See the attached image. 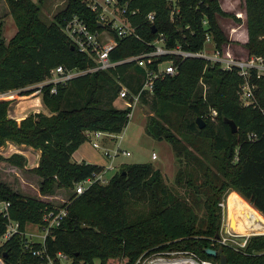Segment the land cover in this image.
Wrapping results in <instances>:
<instances>
[{
    "label": "trees",
    "instance_id": "obj_1",
    "mask_svg": "<svg viewBox=\"0 0 264 264\" xmlns=\"http://www.w3.org/2000/svg\"><path fill=\"white\" fill-rule=\"evenodd\" d=\"M119 1L137 9L129 18L141 38L116 37L113 60L148 52L152 49L148 42L160 33L168 47L181 45L188 51H200L207 33L218 48L231 42L219 16L233 14L219 0ZM6 2L17 31L6 41L0 23V94L19 89L21 95H28L33 92L29 86L49 79L59 65L79 70L95 66L77 47L72 48L63 31L75 15L91 30H102L88 0H67L52 21L42 17L45 0ZM244 7L248 30L244 45L250 55L264 54V0H244ZM167 59H174L178 72L158 78L153 93L145 92L140 101L151 112L147 133L172 145L180 164L174 182L184 194L170 187L162 171L150 162L123 163L108 183H94L80 194L74 191L62 206L24 195L0 181V206L9 202L8 216L0 210V257L6 264H50L49 258L61 264L58 252L69 257L67 264H136L140 257L163 251H192L214 264H220L222 255L229 264H264V235L252 236L244 251L218 242L223 218L220 203L228 190L242 196L231 192L228 198L230 214L238 216L228 214L233 229L264 231V76L257 80L258 105L244 106L238 94L243 78L236 70H224L220 63L201 57L169 54L158 58ZM118 75L138 92L143 71L127 62L57 83L56 93L51 91L54 83L44 84L42 101L51 114L30 113L18 121L9 116L12 100L0 99V147L13 141L41 151L38 165L29 169L41 177L40 194L51 195L58 188L74 190L78 182L101 169L99 164L73 160V154L87 141L86 131L119 134L127 127L132 109L114 104ZM30 98L18 110L40 104L39 99ZM211 110L216 111L214 120ZM198 117L205 120L204 128L198 126ZM225 118L236 123L235 133ZM0 160L21 169L27 163L19 153L0 155ZM134 204L146 209L134 212ZM62 207L68 214L44 243L27 238L28 223L45 226L44 213ZM11 220L19 223V231L3 240ZM207 248L220 253L209 256Z\"/></svg>",
    "mask_w": 264,
    "mask_h": 264
},
{
    "label": "built area",
    "instance_id": "obj_2",
    "mask_svg": "<svg viewBox=\"0 0 264 264\" xmlns=\"http://www.w3.org/2000/svg\"><path fill=\"white\" fill-rule=\"evenodd\" d=\"M88 6L96 14L98 22H102L104 27L102 30H91L86 22L78 16H73L71 19L66 21L63 31L73 42V45L78 48V50L90 58L95 66L88 70H79L77 68L66 69L63 65L57 66L52 71V76L43 81L41 88L44 84L54 83L52 92L56 93L57 83H64L68 80L90 71L96 70H110L118 65L134 62L143 71L142 85L138 92H133L129 86L122 80L121 76L116 77V81L119 85V92L116 100H122L125 106L123 108L130 107L132 109L129 114V118L133 114L134 107L140 102L141 96L145 93H153L155 81L165 75H174L178 72V65L175 63L174 59L158 60L160 56L164 55H177L182 58L186 57H201L206 59L212 64L220 63L224 70L233 71L236 70L237 73L243 78V82L239 86V99L244 106L258 105L256 98V90L258 88L257 80L264 76V54H246L242 55L238 53L233 46L225 44L222 48H218L213 40L210 33L206 35V41L204 47L200 51H188L184 50L181 45L176 47H168L166 44V37L163 33H160L158 37L154 40L148 42V45L152 47L148 52L138 53L125 59L113 60L111 58L112 50L117 46V39L125 38L127 36L133 35L141 38L135 31V28L130 22L129 16L136 14L137 9L131 10L129 8V3L126 2L122 4L119 0H88ZM1 4V2H0ZM241 12H237L236 16L241 18ZM148 18L152 21L153 14L150 13ZM208 21L204 20V24ZM239 26H233L231 32H235ZM211 43V48H207V44ZM38 89V92L41 90ZM6 93H1L0 96H4ZM264 113V108H262ZM210 117L214 120L216 116V111L211 110ZM87 140H90L92 146L96 149H104V156L109 159L105 165H101L100 170L94 171L88 178L78 182L76 184L75 192L77 194L82 193L88 187L94 183L106 184L109 182L111 176L110 172H116L119 170L122 162H117L120 156H130L131 152L121 148L120 142L114 149H110L104 146L101 142L104 138L113 139L117 135L102 130H88L85 132ZM122 139V137H121ZM153 159L157 158L156 153L152 155ZM226 202H221L220 205L224 208ZM8 206L9 202H3L0 206V210L8 216ZM68 210L66 207L59 209L47 210L43 219L45 221L43 240L44 243L46 236L49 234L50 230L54 227L60 225L62 220L67 216ZM224 222V221H223ZM226 223V224H225ZM221 234L219 235L218 242L221 244L229 245L236 250L244 251L247 244L252 236L264 235L260 234H249L241 235L229 229L228 221L221 225ZM19 231V223L9 222L7 230L3 236V240L10 238L14 233ZM241 237V240L238 238ZM35 254H41V251H36ZM182 254L180 257H187L197 261V264H214L212 261L200 258L195 252L192 251H163L150 255L149 257H140L136 264H151L152 261H148L149 258L155 255H177ZM57 257L59 258L61 264H67L70 260L69 257L63 252H58ZM166 259V258H157ZM171 259V258H169ZM148 261V263L146 262ZM49 263L54 264L53 260L49 258Z\"/></svg>",
    "mask_w": 264,
    "mask_h": 264
},
{
    "label": "rangeland",
    "instance_id": "obj_3",
    "mask_svg": "<svg viewBox=\"0 0 264 264\" xmlns=\"http://www.w3.org/2000/svg\"><path fill=\"white\" fill-rule=\"evenodd\" d=\"M226 1L224 4H225V6L228 7L229 3ZM0 2H1V4H0V23L2 24L3 37L6 39V41H8L14 35V33L17 31V25L15 23L14 18L12 17V15L9 12V8H8V4H7L6 0H0ZM229 2H230V0H229ZM66 3H67V0H45V2L43 3V6H42V17H43V19H45L46 21H52L54 15L60 9H62L66 5ZM221 3H222V1L220 0V4ZM230 4L231 5L234 4L233 5L234 9H233V11H228V12H230L233 15L229 16V17L219 16V23L228 36H230V31H231V28L233 26H237V25L240 26V24L243 23L242 18H240L241 21L237 20L238 17L236 16V12H238L240 10L244 11V9H245L244 0H232V2H230ZM246 20L247 19L245 17V19H244L245 24H244V27H242V29H241V32H242L241 39L245 38V27L247 26ZM234 37H237V35L235 34ZM230 40H231V45L233 46V48H235V50L238 53H241L242 55L248 54L247 49H245L246 48L244 45L245 43L243 44L241 41L235 40L234 38H232ZM207 48L208 49L211 48V43L207 44ZM42 84H43V82H40V83L31 85L28 88L32 89L33 93H34L35 91L38 90V88H41ZM35 94H36L35 96L41 95L40 93H38V94L35 93ZM20 95L21 94H20L19 89H13V90H9L6 93V95L0 96V99L1 100L2 99H4V100H16L17 97ZM117 105L120 107L125 106V104L123 103L122 100H117ZM40 106H41L40 104H35L33 108H29V110H26V111L29 112L32 110V112H33V110L39 109ZM13 107H14V104H11V109H10L11 112H13ZM25 113L26 112H23V113H21V115H24ZM150 113L151 112L149 109V105L140 101L134 107L133 114L130 117V121H129L127 127L123 130V132L116 134L117 136L113 139L104 138L101 140V142L104 146H106L110 149H114L117 146L118 142H120L122 149L131 152L130 156H126V155L120 156L117 159V162H119L121 160L122 161L126 160L130 163H143V162H150L151 161V163H153L154 166L161 168V171L164 175V178H165L167 184L170 187H172L173 189L179 191L180 194H184V189L182 187H178L174 182V178H175L176 172H177L180 164L176 159L172 145L166 140H159V139L152 137L146 131V121H147V118H148ZM121 137H122V139H121ZM6 148H8V147H6ZM80 150L83 153L87 154L88 159H92L93 161L104 162V163H107L109 161V159L104 156V153H103L104 149L94 148L92 146L90 140H87L84 143V145H82ZM13 151H14V149L6 150V155H8V152L11 154ZM153 153H156V155H157L156 159H152ZM29 156L32 157V155H29ZM5 162L6 161L0 160V166H3L4 168L9 166V163L8 162L5 163ZM10 174L13 175L14 178L11 177ZM21 174H24L23 171H21ZM113 174H114V172H110L109 177L112 176ZM15 178H18L16 176L15 172L4 171L0 168V179H7V180H10L13 183H15L14 182ZM32 179H33L32 183L36 184V182L34 180V176ZM24 190L26 191L27 194H29V196L40 198L44 201L52 203L54 206H62L64 203H67L68 201H70V197L74 194V191H75V189L73 190V189H66V188H58L54 191L53 194L47 195V197H45V196L42 197V196H39L37 192L34 193L31 189L30 185H28L27 189H24ZM231 192H235V190H228L226 197H225V200L223 201L224 203L226 202V204H225L224 208L222 207V213H223V218H222V223H221L222 226H223L224 222L228 221L229 215L235 216V217L237 216V215H231L229 212L230 208H229V204H228L229 203L228 198L231 195L230 194ZM245 200L248 201L247 199H245ZM249 204H251V203L249 202ZM144 209H146V207L144 205H140V204H134L133 205V211L134 212H141ZM11 222H14V220H11ZM27 225H28V227L26 229L27 238L32 242L42 241L43 236H44L43 227L39 224H34V223H28ZM240 227L242 229H244L243 228V220H241V222H240ZM220 234H221V230L219 232V235ZM238 239L241 240V237H239ZM181 255L182 254L167 255V256L155 255L153 257L151 256L148 261H152L153 259L157 260V258H160V257L166 258V259L180 258ZM148 261H146V262L148 263ZM0 264H6L5 261L1 257H0Z\"/></svg>",
    "mask_w": 264,
    "mask_h": 264
},
{
    "label": "crops",
    "instance_id": "obj_4",
    "mask_svg": "<svg viewBox=\"0 0 264 264\" xmlns=\"http://www.w3.org/2000/svg\"><path fill=\"white\" fill-rule=\"evenodd\" d=\"M221 1H222L221 7H223V9L225 11H233V9H234V6L233 5L234 4L233 5L230 4V2H232V0H230V2H229V0H227V1L226 0H221ZM225 1L229 3L228 4V7L225 6V4H224ZM238 12H241L242 15H243L241 17L243 19V23H241V24L239 23L240 26L237 25V26H239V28L235 32H231L230 31L229 38L230 39L234 38L235 40H239V41H241L244 44V43H246L248 41V30H247V26L245 27V38L244 39H241V36H242L241 29H242V27H244V24H245L244 19L246 17V10L244 9V11L240 10ZM235 34L237 35V37H234ZM227 44L231 45V42H229ZM35 93H37V94L40 93L41 95L35 96L36 95ZM30 94H28V95H20V96L17 97L16 100H12V103L11 104H14V107H13V112H11V110H10V113H9V116L10 117L16 118L18 121H20L21 119H23L24 117H26L30 113L44 112L46 114H51L50 113V110L48 108H46L44 106V104H43L41 90L39 92L37 90L34 93L32 92ZM27 97H31L30 99H39V101H40L39 103L41 105L40 108L37 109V110H33V112H32V110L28 112L26 110H29V108H33L34 107V105L33 106L32 105L31 106L28 105L23 110H18L17 107L19 106L20 103H22V104L28 103L29 99H27ZM114 104L117 107H119V108H123V107H120V106L117 105V100H115ZM23 112H26V113L24 115H21V113H23ZM84 143L82 145H84ZM82 145H80V147L74 152V154H73V160H75L77 162H87V163L99 164V165H105L106 164L104 162H97V161H93L92 159H88L87 158V154L86 153H83L80 150L81 147H82ZM6 147H8V148H6ZM9 149H11V150L14 149V151L11 154L8 152V155H6V150H9ZM13 153H19V154H22L23 156H25L26 159H27L26 166H25L24 169H21V168H19L17 166L11 165V164H9V166H7L6 168H4L3 166H0V168L2 170H4V171H12V172H15L16 176L18 177V178H15V180H14L15 183H13L12 181L7 180V179H0V181H4V182L8 183L14 190H16V191H18V192H20V193H22L24 195H27V196H29V194H27L24 189H27L28 185H30V187H31V189H32V191L34 193L37 192L39 196H42V197L45 196V197H47V195H42L39 192V184H40V181H41V177L38 176V175H36V174H34V173H31L29 171V169H31V168H33V167H35V166L38 165L39 160H40L41 151L40 150H37V149H34L33 147H30V146L16 144L13 141H8L6 145L0 147V155H2L4 157H9ZM29 155H32V157H30ZM120 162H122V163H130V162L126 161V160H123V161L121 160ZM150 163H151V161H150ZM155 168H159V167H156L155 166ZM159 169L161 170V168H159ZM21 171H23L24 174H21ZM10 176L14 178L13 175L10 174ZM33 176H34V180H35L36 184L32 183L33 182V179H32ZM235 192H237V191H235ZM247 204L250 205V207L252 208V205L251 204H249V203H247ZM27 227H28V225H26V229H27ZM25 233H26V231H25Z\"/></svg>",
    "mask_w": 264,
    "mask_h": 264
},
{
    "label": "water",
    "instance_id": "obj_5",
    "mask_svg": "<svg viewBox=\"0 0 264 264\" xmlns=\"http://www.w3.org/2000/svg\"><path fill=\"white\" fill-rule=\"evenodd\" d=\"M98 26H99V27H104V24H103L102 22H98ZM154 32H156V28H155V26H154ZM72 48H75V46L72 45ZM196 121H197L198 126H199L200 128H204V127H205L206 122H205V120H204L202 117H198ZM225 121L230 125V127H231V129H232V132L235 133V132L237 131V125H236V123H235L233 120L229 119V118H225ZM206 253H207L209 256H214V257H216V256H218V254L220 253V250L215 249V248H207V249H206ZM220 264H229V263H228V260H227V257H226L225 255H222V256L220 257Z\"/></svg>",
    "mask_w": 264,
    "mask_h": 264
},
{
    "label": "bare ground",
    "instance_id": "obj_6",
    "mask_svg": "<svg viewBox=\"0 0 264 264\" xmlns=\"http://www.w3.org/2000/svg\"><path fill=\"white\" fill-rule=\"evenodd\" d=\"M241 16L243 15L241 14ZM228 225H229V229L241 235L264 233V231H258V230H255L251 233H243V232L236 231L233 229V226H232L233 222L231 221L230 218H228ZM151 264H197V261L191 258H187V257H180V258H171V259H159V260L152 262Z\"/></svg>",
    "mask_w": 264,
    "mask_h": 264
}]
</instances>
